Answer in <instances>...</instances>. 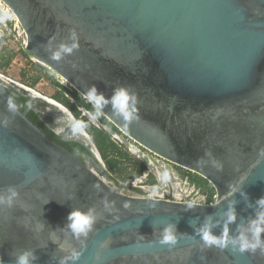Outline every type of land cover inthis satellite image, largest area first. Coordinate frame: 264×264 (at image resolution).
Instances as JSON below:
<instances>
[{
	"label": "water",
	"instance_id": "95a60500",
	"mask_svg": "<svg viewBox=\"0 0 264 264\" xmlns=\"http://www.w3.org/2000/svg\"><path fill=\"white\" fill-rule=\"evenodd\" d=\"M2 1L24 31L26 56L58 82L85 99L92 86L106 98L121 86L136 95L137 118L130 122L111 103L102 109L126 138L102 126L150 174L139 194L113 188L88 133L78 136L95 149L97 167L47 137L19 107L10 112L9 96L18 105L12 88L66 113L0 73V121L7 120L0 126V194L18 192L11 205L0 203L4 264L26 248L35 251L34 264H60L72 248L81 255L67 264H264L259 250L204 247L195 231L208 223L221 234L234 205L228 227L237 235L264 196V0ZM73 31L79 47L52 59ZM177 167L208 181L214 202L188 208L191 201L175 195ZM230 186L237 188L232 195ZM74 208L95 209L87 239L67 227ZM168 224L176 226L173 246L159 242Z\"/></svg>",
	"mask_w": 264,
	"mask_h": 264
},
{
	"label": "clouds",
	"instance_id": "9594fccd",
	"mask_svg": "<svg viewBox=\"0 0 264 264\" xmlns=\"http://www.w3.org/2000/svg\"><path fill=\"white\" fill-rule=\"evenodd\" d=\"M7 11V9H6ZM71 43H61L60 46L52 52V59L60 60L63 55L71 53L74 49L79 47L78 37L73 31L70 34ZM87 101L92 105L93 111L88 113L90 120L94 121L101 116L103 107L111 103L114 111L119 114L124 121L130 122L137 118V97L134 93L126 87H118L114 89L110 98H106L103 93L98 92L95 86L88 89L86 93ZM18 105L15 102L13 96H9L7 99V109L10 112L16 113L18 111ZM28 107H31V103H28ZM0 126L7 127V120L0 121ZM69 127L72 130L73 135H79L84 133V130L88 127L87 123L83 120L69 118ZM207 155H211L207 153ZM212 164L216 168H220L219 162L212 160ZM237 191L235 186H230L228 195H232ZM247 198V193H241ZM18 192L13 188L9 189L7 194H0V203L12 204ZM195 202H190L188 208L193 207ZM107 206V205H106ZM255 212L254 215L248 219L246 225L239 226V232L233 236L229 232L228 225L235 222L236 212L234 205H230L226 211V220L223 231L217 235L212 231V226L208 223L203 224L201 227L195 229L200 236L204 247L215 246L221 250L231 246L233 251L240 253L255 254L257 250L261 254H264V196H260L255 200ZM125 207H128L125 205ZM67 227L76 239H87L89 234L93 231L94 225L97 221L95 209L89 208L83 210L80 208L72 209L67 217ZM178 236L176 226L174 224L166 225L160 234L159 242L161 244H167L173 246L177 243ZM103 247V245H102ZM61 250H64V246L60 245ZM81 252L75 248H72L67 255L61 258L60 264H67L69 260L77 261L80 258ZM37 259L35 251L33 249L26 248L19 252L14 257V264H34ZM0 264H4L2 258H0Z\"/></svg>",
	"mask_w": 264,
	"mask_h": 264
},
{
	"label": "rangeland",
	"instance_id": "374dc122",
	"mask_svg": "<svg viewBox=\"0 0 264 264\" xmlns=\"http://www.w3.org/2000/svg\"><path fill=\"white\" fill-rule=\"evenodd\" d=\"M8 22L10 23V21H8ZM11 22H12V25H10V26L12 28H14V21H11ZM11 27H9V28H11ZM19 33H20V29H18V28H15L14 30H12L10 32V34H1L0 33V38H1L0 39V73H3L5 76H7V77H9V78L21 83V84H24L25 86L33 88L36 92H38L44 96H47L50 98L54 97V95L60 89V87H58L60 85H57V83L53 81V80H55V81H57V80L54 79L51 75H49L47 72H45L44 70L39 68L31 58H29L28 56H26L22 52H20L22 55L21 58L22 59L25 58L26 61L20 62V60H17L14 62L11 60V62L7 66L1 65V63L3 62V58H4V56H2V55L4 54L5 51H7L8 54L13 52L15 55V49L20 47V44H21L20 38L21 37H20ZM8 54H6V56H8ZM14 55L12 57L13 59H14ZM30 60H32V61H30ZM19 62H20V64H19ZM36 76H39V77H38L37 81L34 84H32V80ZM63 82L65 83V81H63ZM58 83L61 84L60 82H58ZM62 86H63V84H61V87ZM60 90L64 91L65 93L74 92V90L69 91L64 86ZM80 109H81L80 116L85 115V117L88 118V120H90L89 115H87L83 112L82 107ZM90 121L94 125L97 124L99 127L103 128L104 130H106L104 127L110 128L113 131L117 132L119 134L118 136H123L124 138H126L120 131L117 130V128L113 124H112V126L107 125V124H102L104 126L103 127L101 125V123H99L97 121V119L94 121H92V120H90ZM111 136H112V138H115V140L119 143V145L121 147V151L128 155L127 158H118L121 162L120 171L114 172L113 174L112 173L111 174L113 175L114 178H116L117 180H119L120 182H122L124 184L133 183L135 179L141 177L139 175V173L142 171V168L144 169V167L141 166V162L134 155H132V153H130V151L127 149V147L124 144H122L112 134H111ZM89 137H90V135H89ZM177 168L182 174L183 173L184 174L185 173L190 174V175H188L190 177V179H192L193 176L196 177V175H194L196 173H194V172L190 173V171H188L184 168H180V167H177ZM197 178L200 179L202 177L199 176ZM191 182L193 183L192 180H191ZM202 191H203V189H202ZM204 191H208V190H204Z\"/></svg>",
	"mask_w": 264,
	"mask_h": 264
},
{
	"label": "trees",
	"instance_id": "16d2710c",
	"mask_svg": "<svg viewBox=\"0 0 264 264\" xmlns=\"http://www.w3.org/2000/svg\"><path fill=\"white\" fill-rule=\"evenodd\" d=\"M2 34V33H1ZM1 39V38H0ZM23 54L24 51H21ZM7 51L4 52L2 56L3 62L1 63L2 66H7L14 55L13 52L8 54ZM26 55V54H25ZM39 76H36L32 80V84H34ZM57 83V85H60L57 81L53 80ZM58 90V92L52 97L53 99L57 100L58 102L62 103L64 106H66L69 110H71L72 114L75 116L76 119L83 120L85 123H87L88 127L85 129V131L90 135L92 141L94 142L95 146L97 147L100 156L105 163L107 169L113 174L114 172L120 171V165L121 162L118 158H127L128 155L121 151V147L119 143L112 138L111 134L104 130L103 128L99 127L97 124H93L88 118L85 117V115L80 116L82 106L85 110L92 112V105L85 100L77 91L74 90V92L65 93L62 90ZM11 92V90L9 89ZM18 101L19 109L22 111L23 114H25L34 124H36L47 137H49L51 140L55 141L56 143L64 146L69 151H71L73 154H75L78 158H81L79 152L77 151V148L80 147L79 143L76 142H62L56 139L50 131V129L40 120L36 118V114L27 106V103L25 101V98L22 96H15ZM97 121L102 124H107L112 126V123L106 119L103 115L99 116L97 118ZM196 175V174H194ZM198 175L193 176L191 179L193 183H195L198 187L202 188L203 190L213 191V187L203 178L198 179Z\"/></svg>",
	"mask_w": 264,
	"mask_h": 264
},
{
	"label": "flooded vegetation",
	"instance_id": "af4514ba",
	"mask_svg": "<svg viewBox=\"0 0 264 264\" xmlns=\"http://www.w3.org/2000/svg\"><path fill=\"white\" fill-rule=\"evenodd\" d=\"M10 90H11V93L13 95L24 97L25 101L27 103V106H28L29 102L31 103L30 109L36 114V118L38 120L42 121L50 129V131H52V133H53V135H54V137L56 139H58L59 141H62V142H76V143H79L80 147L77 148V151L79 152V154H80V156L82 158V161L86 162L91 167L92 166L93 167H95V166L97 167L98 166V161H97V159L95 158V155H94L95 154V149H93V147L89 143H87L85 140L80 139L78 135H73L72 130L69 127V118H68L69 116L66 113L60 111L59 109H57L55 107L50 106L49 104H47L45 102H42L40 100H34L30 96L22 95L18 91H16L15 89L10 88ZM71 114H72V112H71ZM67 122H68V124H67ZM101 125H102V123H101ZM74 138H77L78 142L75 141ZM91 141H92V139H91ZM95 148H96L97 152L99 153V151H98L96 146H95ZM143 170L144 169L142 168V172H143ZM174 170L177 171L178 177L180 178L181 176H180V172H179L178 168H176ZM190 173H193V172L190 171ZM196 175H198V174H196ZM172 176L175 179L177 177V175H175L174 173H172ZM187 177L189 179L188 183L191 184L192 182H191L190 177L189 176H187ZM107 182L113 188L119 190L120 192L129 193V194H139V193H141L138 190V188H139L138 186H135V184H133V183L124 184V183L120 182L119 180H117L116 178L113 177L111 172H110V175H107Z\"/></svg>",
	"mask_w": 264,
	"mask_h": 264
},
{
	"label": "built area",
	"instance_id": "2783aa9c",
	"mask_svg": "<svg viewBox=\"0 0 264 264\" xmlns=\"http://www.w3.org/2000/svg\"><path fill=\"white\" fill-rule=\"evenodd\" d=\"M6 9H7V11H6ZM0 18H1L0 33L10 34V32L12 30H14L15 28H18V29H20V33H19L20 37L22 36L24 38L25 34H24V31L18 22V19L16 18V16L13 14V12L9 9V7L2 0H0ZM8 21H10V23ZM11 21H14V28H12L10 26V25H12ZM9 27H11V28H9ZM21 48H22V45L20 44V47L15 49V55H14V59L12 58V61H14V62L17 60H20V62L26 61L25 58L24 59L21 58L22 57V55L20 53ZM30 61H32V60H30ZM20 62H19V64H20ZM63 86L66 87V89H68L69 91L75 90L68 82L63 83ZM187 187H189V188L191 187V190L189 191V193L186 196H182L187 201L204 202L207 204H211L214 202V200L216 198V193L214 190L213 191H204V190L202 191V189L200 187L196 186L195 183H191ZM170 198H171V196L168 199H170Z\"/></svg>",
	"mask_w": 264,
	"mask_h": 264
},
{
	"label": "crops",
	"instance_id": "0c3cea01",
	"mask_svg": "<svg viewBox=\"0 0 264 264\" xmlns=\"http://www.w3.org/2000/svg\"><path fill=\"white\" fill-rule=\"evenodd\" d=\"M0 23H1V18H0ZM2 34H6V33H2ZM21 50H22V48H21ZM21 50H20V52H21ZM180 172V171H179ZM139 175L141 176V177H139V178H137V179H135L134 180V182H133V184H135V186H141V185H144L145 184V179L147 178V177H150L149 175L150 174H148L147 173V171L146 172H140L139 173ZM188 175H190V174H182L181 172H180V179H181V183L179 184V188H180V193H176L175 195H177V196H186L188 193H189V191L191 190V187L189 188V187H187V186H185V183L188 181L189 182V179H188ZM166 198L168 197H170V196H168V195H166L165 196Z\"/></svg>",
	"mask_w": 264,
	"mask_h": 264
},
{
	"label": "bare ground",
	"instance_id": "6f19581e",
	"mask_svg": "<svg viewBox=\"0 0 264 264\" xmlns=\"http://www.w3.org/2000/svg\"><path fill=\"white\" fill-rule=\"evenodd\" d=\"M63 81H65L64 79H63ZM66 82V81H65ZM38 93V92H37ZM39 95H41V96H44V95H42V94H40V93H38ZM44 97H46L48 100H50V101H53V102H56V104H58L59 106H61V108H63L62 110H64L67 114H69V112L66 110L67 108H64L63 106V104L62 103H60V102H58L57 100H55V99H53V98H50V97H47V96H44ZM63 105V106H62ZM69 110V109H68ZM61 111V110H60ZM69 116V115H68ZM63 118V117H62ZM68 118H72L71 116H69ZM67 124H68V122H67ZM67 126V125H66ZM86 132L84 131V133L83 134H85Z\"/></svg>",
	"mask_w": 264,
	"mask_h": 264
}]
</instances>
